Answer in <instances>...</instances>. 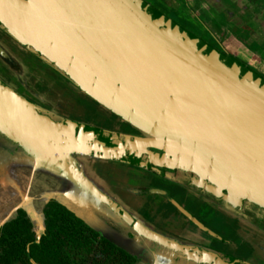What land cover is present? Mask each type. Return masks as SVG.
Masks as SVG:
<instances>
[{"label":"water","instance_id":"obj_1","mask_svg":"<svg viewBox=\"0 0 264 264\" xmlns=\"http://www.w3.org/2000/svg\"><path fill=\"white\" fill-rule=\"evenodd\" d=\"M192 1L194 14L210 10L208 22L223 18L237 31L229 42L252 45L237 27L246 16L235 1ZM0 31L9 39L0 35L1 70L17 66V49L4 42L13 41L96 103L98 113L139 132L78 113L84 98L58 84L53 91L68 101L65 109L0 74V228L22 210L39 237L43 208L54 200L118 246L126 241L131 252L223 264L218 254L161 234L126 207L97 171L114 163L185 188L264 239V74L147 0H0ZM255 45L263 49L264 41ZM128 192L165 195L139 186Z\"/></svg>","mask_w":264,"mask_h":264},{"label":"flooded vegetation","instance_id":"obj_2","mask_svg":"<svg viewBox=\"0 0 264 264\" xmlns=\"http://www.w3.org/2000/svg\"><path fill=\"white\" fill-rule=\"evenodd\" d=\"M249 1L256 7L257 12L264 15V0ZM184 3L188 4V0H184ZM0 35L8 39L1 31ZM217 42L219 47L226 48L227 44L225 45L221 39ZM11 44L17 46L13 41ZM25 54L27 59L37 67L42 64L46 70H49L51 74L48 75L54 84L75 94L79 101L82 99V94L75 88L73 89L57 72L47 69L38 58L30 53L25 52ZM84 102L89 104L88 107L93 116L102 117L103 126L106 128L139 134L137 130L115 115L98 113V106L91 99L85 97ZM121 177L122 181H125L127 175L122 174ZM133 177L139 181L141 185L139 187L146 190L149 187L157 188L165 192V195L160 193L137 195L143 199L141 198L137 203V210L134 209L146 221L153 222L161 234L174 238L180 243L212 251L222 258L223 264L224 262L264 264V242L257 239L256 229L254 232L247 229L243 231L234 224L232 219L227 218L226 212L214 209L199 199H196L197 212L191 211L186 206L187 204L179 200L180 198L193 199L188 194V190L160 176L138 170L137 175ZM125 189L129 193V187ZM151 195H157L161 199L160 202L157 199H150L148 196ZM178 206L196 221L188 218ZM12 221L11 226L4 224L0 228V264H25V259L30 264H180L181 262L177 256H172L171 252L169 254L172 257H167L157 250L156 257H154L144 248L134 250V253L131 252L130 245L126 241L123 247H120L54 200H50L43 208V230L39 237L30 219L22 210L17 212L16 218ZM160 222L163 226L158 225ZM19 240L25 241L24 251L19 248ZM32 245H37L39 248L44 246V250L37 248L38 250L33 251ZM38 257H43L41 262L37 260ZM200 264L222 263L204 260Z\"/></svg>","mask_w":264,"mask_h":264},{"label":"rangeland","instance_id":"obj_3","mask_svg":"<svg viewBox=\"0 0 264 264\" xmlns=\"http://www.w3.org/2000/svg\"><path fill=\"white\" fill-rule=\"evenodd\" d=\"M160 10H162L164 13L172 17L174 20H176L178 23H180L183 27L190 30L197 36L205 39L207 42H209L211 45L219 48V43L217 42L218 39H221L224 44L226 45L227 51L239 59L243 60L244 62H248L250 65H252L256 70L264 74V48H258L257 45L254 43L249 44V47L243 45L242 43H239V41L232 39L230 42H226L228 39L227 37H232V33L236 35L235 32H237L233 27L225 24V19L218 18L217 25L212 24L210 21L208 22L204 18V14L213 16L212 12L210 10H203L200 12L198 11V14H194V12L191 10V7H189L188 4L183 2V6L181 9L178 8V10H173L171 8V2L166 4L162 2L161 0H147ZM173 7V6H172ZM204 22V23H202ZM225 26H228V29H223ZM227 36H226V35ZM245 35V34H244ZM237 36V35H236ZM0 40H3L0 37ZM5 44L8 46H12V44H8L6 41H4ZM15 49H17V53L15 56L18 59L17 66H15L12 69L5 68L4 71L0 69V74L8 80V82H11L13 86H24L26 89H28L31 92L36 93L38 96L42 98L43 101H45L47 104L54 108H60L65 109L67 108V100H63L60 95H58L56 92H54V82L50 80V78L46 79L44 76L36 74L34 68L29 64V60H23V56H26L18 46H14ZM22 54V55H21ZM27 57V56H26ZM41 66L37 69L43 70L45 67L40 64ZM45 71L49 72V70ZM50 73V72H49ZM47 80V81H46ZM85 98V97H82ZM84 102V99L82 100ZM89 104L80 103L77 106L78 113H86L88 114L90 112L89 110ZM94 107V105H92ZM92 113V112H91ZM90 115V113H89ZM101 166V165H100ZM97 171H99V174L102 175L104 178V181L111 183L115 185V191H118L120 195L118 197L120 198L121 202L126 205L131 210H137L136 206L137 203L140 201V199L143 197H139L137 195H134L132 193H127L125 187H138L141 186L139 184V181H137L134 175H137L138 170L129 168L125 165L120 164H114V163H107L104 164L101 168H99ZM122 174L127 175L125 181H122ZM129 178V179H128ZM187 193V191H186ZM189 195L193 197L191 200L187 199H179L185 204L186 206L193 212H197L196 208V199L201 200L197 196L191 194L188 192ZM150 199H157V201L160 202V198L157 195H151L148 196ZM146 198V197H145ZM144 198V199H145ZM189 198V197H188ZM204 202V201H203ZM206 203V202H205ZM208 204V203H206ZM210 207L216 209L212 205L208 204ZM134 210V211H135ZM227 218L232 219L234 224L238 225L240 228L248 231H255L254 228L250 227L249 225L243 223L242 221L234 218L233 216L225 213ZM151 223V222H150ZM154 227V223H151ZM158 225L163 226L162 223H158ZM193 229V228H191ZM257 239H262L261 234L256 232ZM262 242H264V239H262Z\"/></svg>","mask_w":264,"mask_h":264},{"label":"crops","instance_id":"obj_4","mask_svg":"<svg viewBox=\"0 0 264 264\" xmlns=\"http://www.w3.org/2000/svg\"><path fill=\"white\" fill-rule=\"evenodd\" d=\"M168 3L171 2V5L178 10L182 8L184 0H164ZM236 3V6L241 13H244L246 16L245 26L243 25L242 21L237 20V27L239 31L245 33L247 35H241L242 37L246 38L247 41L250 40V43L258 44L261 41H264V15L262 13L257 12L256 7L252 5V3L248 0H233ZM194 1L188 0L189 6H192ZM193 7V6H192ZM227 43L229 42L226 39Z\"/></svg>","mask_w":264,"mask_h":264},{"label":"trees","instance_id":"obj_5","mask_svg":"<svg viewBox=\"0 0 264 264\" xmlns=\"http://www.w3.org/2000/svg\"><path fill=\"white\" fill-rule=\"evenodd\" d=\"M14 220V219H13ZM12 221V220H11ZM11 221H9V222H7V223H5V224H8L7 226H11L12 224H11ZM13 222V221H12ZM26 227H29V226H26ZM24 243H25V241L24 242H22L21 240H19L18 241V245H19V248L20 249H22L23 251H24ZM40 250V248L41 249H43L44 250V246H40V248L37 246V245H32V247H31V249L33 250V251H35V250H38V249ZM7 250H9L8 248H7ZM43 259V257H38L37 258V260H42ZM10 260V259H9ZM8 260V261H9ZM41 262V261H40ZM24 263L25 264H30L28 261H27V259H25V261H24Z\"/></svg>","mask_w":264,"mask_h":264}]
</instances>
